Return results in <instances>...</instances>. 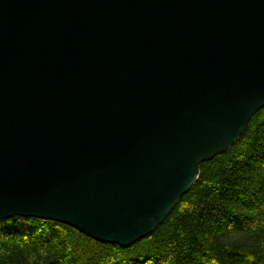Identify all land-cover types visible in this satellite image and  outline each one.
<instances>
[{
    "label": "water",
    "instance_id": "1",
    "mask_svg": "<svg viewBox=\"0 0 264 264\" xmlns=\"http://www.w3.org/2000/svg\"><path fill=\"white\" fill-rule=\"evenodd\" d=\"M264 107V0H0V220L129 247Z\"/></svg>",
    "mask_w": 264,
    "mask_h": 264
},
{
    "label": "trees",
    "instance_id": "2",
    "mask_svg": "<svg viewBox=\"0 0 264 264\" xmlns=\"http://www.w3.org/2000/svg\"><path fill=\"white\" fill-rule=\"evenodd\" d=\"M0 264H264V107L162 223L129 247L51 220H0Z\"/></svg>",
    "mask_w": 264,
    "mask_h": 264
}]
</instances>
